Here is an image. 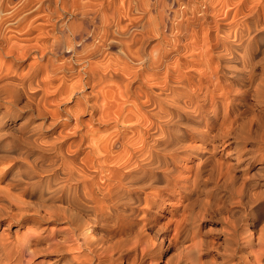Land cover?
Here are the masks:
<instances>
[{
    "label": "clouds",
    "instance_id": "1",
    "mask_svg": "<svg viewBox=\"0 0 264 264\" xmlns=\"http://www.w3.org/2000/svg\"><path fill=\"white\" fill-rule=\"evenodd\" d=\"M0 264H264V0H0Z\"/></svg>",
    "mask_w": 264,
    "mask_h": 264
},
{
    "label": "bare ground",
    "instance_id": "2",
    "mask_svg": "<svg viewBox=\"0 0 264 264\" xmlns=\"http://www.w3.org/2000/svg\"><path fill=\"white\" fill-rule=\"evenodd\" d=\"M145 99H147V97H145ZM171 210V208H169V211ZM49 260L53 259V257H49Z\"/></svg>",
    "mask_w": 264,
    "mask_h": 264
}]
</instances>
